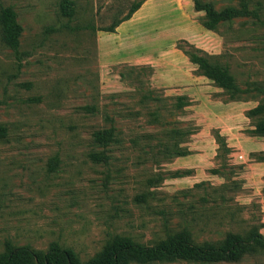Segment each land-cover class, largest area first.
I'll return each instance as SVG.
<instances>
[{"label":"rangeland","instance_id":"rangeland-1","mask_svg":"<svg viewBox=\"0 0 264 264\" xmlns=\"http://www.w3.org/2000/svg\"><path fill=\"white\" fill-rule=\"evenodd\" d=\"M141 1L0 0L22 28L19 58L0 34V253L57 244L85 262L116 235L150 245L186 230L201 244L261 224L255 203L243 205L248 191L232 185L239 177L232 178V165L196 184L193 174L174 169V145L191 135L188 114L148 85L147 71L131 76L125 91L101 89L97 34ZM201 1L248 12L218 32L237 34L240 84L259 81L248 93L264 100V0ZM97 132L107 137L104 146L94 141ZM221 204L243 209L229 219Z\"/></svg>","mask_w":264,"mask_h":264},{"label":"crops","instance_id":"crops-1","mask_svg":"<svg viewBox=\"0 0 264 264\" xmlns=\"http://www.w3.org/2000/svg\"><path fill=\"white\" fill-rule=\"evenodd\" d=\"M203 17L193 0H142L128 19L112 31L97 34L100 87L105 93L125 91L131 86V76L147 71L152 89L167 97H186L189 104L182 110L195 130L181 143L187 153L175 159L174 169L193 174L194 184L215 176L210 170L219 166L217 132L230 150L227 163L242 168L238 178L249 193L243 205L254 202L259 209V233L264 238V162L251 158V154L264 152V137L252 134L254 125L246 116L259 101H228L223 89L191 62L186 53L190 47L210 56H228L233 58L227 63L230 74L238 82L245 77L243 67L234 62L237 34L207 30L200 21Z\"/></svg>","mask_w":264,"mask_h":264},{"label":"trees","instance_id":"trees-1","mask_svg":"<svg viewBox=\"0 0 264 264\" xmlns=\"http://www.w3.org/2000/svg\"><path fill=\"white\" fill-rule=\"evenodd\" d=\"M195 9L204 12V17L200 19L202 25L207 30L219 31L220 26L230 24L238 17L248 15L245 10H238L233 7L223 10H216L210 3H205L201 0H193ZM142 3H137L125 17L109 26L105 31H112L121 21L128 19L129 16ZM0 34L3 44L9 48L15 57L19 58L20 37L22 28L17 21L16 13L11 6L0 4ZM191 62L198 67V71L207 77L215 86L223 89L224 95L228 101H237L253 97V93H248V87L252 90L259 89V82H238L229 71L227 62H221L223 56H210L203 54L198 50L189 48L186 50ZM244 86V87H241ZM264 93V89L262 90ZM251 94V95H250ZM175 101L178 109H183L189 104L186 97H170ZM246 116L251 119L254 130L252 134L264 137V100H260L258 105L246 112ZM189 130L187 135L194 132L195 127L191 123L187 124ZM109 134V132H105ZM6 130L0 126V138L5 137ZM215 137L218 143V153L216 160L220 161L219 166L211 169L212 175H217L220 169L229 168L227 163V155L230 152L226 146L224 139L215 132ZM94 141L104 146L107 137L104 133L97 132L94 135ZM179 141L176 146L175 154L177 156L186 155V150L182 147ZM95 159H101L102 155L91 156ZM251 158L255 161L264 162V152L251 154ZM234 170L233 176L238 177L242 168L241 166H230ZM231 178V179H232ZM238 181H233L232 185L240 189L243 188V182L239 178ZM264 193V190H263ZM219 209L229 216V219H234V216L243 209L237 204H221ZM260 224L257 228L251 227L244 233H227L222 239L211 242H203L198 244L193 241L192 235L182 230L174 234H168L164 238L153 242L150 245L135 242L129 237L114 236L102 247L100 251L94 254L90 259L83 262L79 256L69 248H62L57 244H53L46 251H36L28 247H7L0 253V264H155V263H172L186 262L199 264H216V263H238L245 256H258L264 258V238L259 233Z\"/></svg>","mask_w":264,"mask_h":264}]
</instances>
